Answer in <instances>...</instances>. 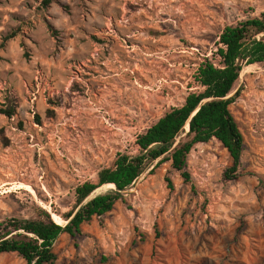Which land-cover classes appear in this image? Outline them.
<instances>
[{
  "label": "rangeland",
  "instance_id": "obj_1",
  "mask_svg": "<svg viewBox=\"0 0 264 264\" xmlns=\"http://www.w3.org/2000/svg\"><path fill=\"white\" fill-rule=\"evenodd\" d=\"M45 1L0 0V109L17 107L0 115V222L38 206L64 226L78 186L138 155L137 137L201 91L224 29L260 18L264 0ZM237 93L236 180L222 144H200L191 183L171 162L153 167L113 212L59 238L57 264H264V65L244 69Z\"/></svg>",
  "mask_w": 264,
  "mask_h": 264
},
{
  "label": "trees",
  "instance_id": "obj_2",
  "mask_svg": "<svg viewBox=\"0 0 264 264\" xmlns=\"http://www.w3.org/2000/svg\"><path fill=\"white\" fill-rule=\"evenodd\" d=\"M51 4L52 0L44 2L46 7ZM214 56L219 60L218 65L207 60L195 76L201 91L191 93L183 106L171 109L137 137L138 155L119 153L111 167L99 172L95 182L78 186L76 210L63 216L69 222L67 225H59L48 211L38 206L30 218L0 222V255L16 254L26 264H57L54 246L59 238L63 235L76 238L82 235L83 225L94 219L102 220L113 212L123 200V193L153 167L171 162L172 169L186 183H191L188 158L196 146L212 140L219 141L233 161L224 179L236 180L245 138L231 111L240 92L231 95L246 67L264 65V14L226 27ZM0 115L12 119L17 115V107L0 109ZM184 134L185 138L178 142ZM168 183L174 190L172 182L168 180ZM106 186H113L115 190L95 195Z\"/></svg>",
  "mask_w": 264,
  "mask_h": 264
},
{
  "label": "bare ground",
  "instance_id": "obj_3",
  "mask_svg": "<svg viewBox=\"0 0 264 264\" xmlns=\"http://www.w3.org/2000/svg\"><path fill=\"white\" fill-rule=\"evenodd\" d=\"M102 190H115V187L113 188V186H106V187H104ZM56 222H57V220H56ZM59 225H62L60 222H57Z\"/></svg>",
  "mask_w": 264,
  "mask_h": 264
},
{
  "label": "water",
  "instance_id": "obj_4",
  "mask_svg": "<svg viewBox=\"0 0 264 264\" xmlns=\"http://www.w3.org/2000/svg\"><path fill=\"white\" fill-rule=\"evenodd\" d=\"M96 195V194H95ZM101 195V194H100ZM69 222L66 223V225L68 224Z\"/></svg>",
  "mask_w": 264,
  "mask_h": 264
}]
</instances>
